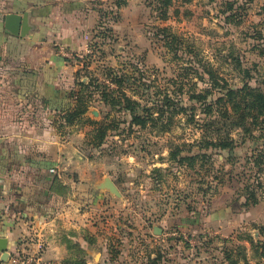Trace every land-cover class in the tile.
<instances>
[{
  "label": "rangeland",
  "instance_id": "obj_1",
  "mask_svg": "<svg viewBox=\"0 0 264 264\" xmlns=\"http://www.w3.org/2000/svg\"><path fill=\"white\" fill-rule=\"evenodd\" d=\"M86 4L98 21L69 60L65 91L89 114L61 122L58 136L117 190L79 198L85 242L16 254L26 264H264V0L64 6ZM160 91L177 110L159 111ZM128 98L146 123H132Z\"/></svg>",
  "mask_w": 264,
  "mask_h": 264
},
{
  "label": "crops",
  "instance_id": "obj_2",
  "mask_svg": "<svg viewBox=\"0 0 264 264\" xmlns=\"http://www.w3.org/2000/svg\"><path fill=\"white\" fill-rule=\"evenodd\" d=\"M70 1L0 0V240L9 258L44 241L62 249L69 239L85 242L78 200L109 193L104 182L112 178L91 172L80 148L66 154L58 136L74 105L65 91L69 60L98 21L88 4L64 6ZM9 14L20 17L15 30L6 27Z\"/></svg>",
  "mask_w": 264,
  "mask_h": 264
},
{
  "label": "trees",
  "instance_id": "obj_3",
  "mask_svg": "<svg viewBox=\"0 0 264 264\" xmlns=\"http://www.w3.org/2000/svg\"><path fill=\"white\" fill-rule=\"evenodd\" d=\"M160 93L161 95H164L161 99V104L158 105V109L159 111L161 112H164V111H167V110H177L178 106H176L174 104V98L172 96L169 95V93H166L164 91H160L158 92ZM233 90H231L226 96L228 97V99H231L233 97ZM73 100H74V105L69 107V108H66L65 110H67V112L65 113V116H64V119H65V122L67 125H70L72 123H75L76 121H78L79 119L81 118H84L85 114L87 113L88 111V105L87 103L82 99L80 98L79 96H76L75 93L72 92L71 94ZM203 97V96H201ZM222 99H218L217 102H221ZM127 104L125 106V108L131 112L132 114V123L134 124H144L146 123V120L148 117H143L142 115H135V108L137 106L141 107V103L135 101V100H132V99H127ZM257 102H251V105L252 104H255ZM262 107H264V101L262 102ZM145 111H149V109L147 108H144ZM260 110H262L260 108ZM100 133L101 136H105L103 134L102 131H105V129L103 127H99L97 129ZM104 142L103 141H100V142H95L93 143V145H102ZM229 145L227 144H223L222 147L225 148V147H228ZM177 153H172V157H176ZM234 264V263H233Z\"/></svg>",
  "mask_w": 264,
  "mask_h": 264
},
{
  "label": "water",
  "instance_id": "obj_4",
  "mask_svg": "<svg viewBox=\"0 0 264 264\" xmlns=\"http://www.w3.org/2000/svg\"><path fill=\"white\" fill-rule=\"evenodd\" d=\"M20 20V17L15 14H9L6 17V27L8 29L15 30V28L18 27L17 21ZM105 187L111 191H116L117 187L110 179H105ZM0 251H2L4 254H6L5 258H2L4 261H7L9 259V254L7 253V244L5 242V239L0 240Z\"/></svg>",
  "mask_w": 264,
  "mask_h": 264
},
{
  "label": "built area",
  "instance_id": "obj_5",
  "mask_svg": "<svg viewBox=\"0 0 264 264\" xmlns=\"http://www.w3.org/2000/svg\"><path fill=\"white\" fill-rule=\"evenodd\" d=\"M27 261L28 260H26L20 254L10 257L7 261H4L2 258H0V264H26Z\"/></svg>",
  "mask_w": 264,
  "mask_h": 264
}]
</instances>
